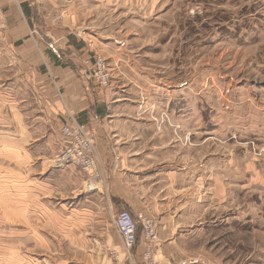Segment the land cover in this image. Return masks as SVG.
Wrapping results in <instances>:
<instances>
[{
  "label": "rangeland",
  "instance_id": "374dc122",
  "mask_svg": "<svg viewBox=\"0 0 264 264\" xmlns=\"http://www.w3.org/2000/svg\"><path fill=\"white\" fill-rule=\"evenodd\" d=\"M38 1V20L75 16L84 73L99 59L110 69L100 87L127 127L113 142L134 156L112 168L143 190L134 211L157 225V260L264 264V0ZM49 162L51 183L0 172V264H135L102 162L99 180Z\"/></svg>",
  "mask_w": 264,
  "mask_h": 264
},
{
  "label": "crops",
  "instance_id": "0c3cea01",
  "mask_svg": "<svg viewBox=\"0 0 264 264\" xmlns=\"http://www.w3.org/2000/svg\"><path fill=\"white\" fill-rule=\"evenodd\" d=\"M38 5V0H0V172L9 171L5 165L10 163L39 176L31 185L43 175L42 182L51 183L54 175L49 161L60 152L62 127L80 124L97 144L103 176L110 181L111 203L115 198L122 210L133 212L147 208L132 170L112 168L115 157L123 164L134 160V156L121 153L128 144L113 142L124 129L127 132L126 119L109 96L110 89L84 76L83 54L74 47L75 16L69 13L58 22L54 16L44 15L38 20L31 13L33 6L39 10ZM96 185L92 184V190L99 187ZM142 241L133 250L135 264H143ZM1 242L4 248L0 253H6L9 263L5 235ZM174 264L193 263L184 260Z\"/></svg>",
  "mask_w": 264,
  "mask_h": 264
},
{
  "label": "built area",
  "instance_id": "2783aa9c",
  "mask_svg": "<svg viewBox=\"0 0 264 264\" xmlns=\"http://www.w3.org/2000/svg\"><path fill=\"white\" fill-rule=\"evenodd\" d=\"M109 70L106 63L99 59L96 65L84 75L87 80L107 87L111 81ZM61 135L60 152L56 156L58 163L61 166L72 164L80 167L92 179L99 180L101 174L97 144L87 133L85 127L80 124H65L62 127ZM112 223L115 225L120 239L123 240L129 260H134L133 250L138 246L140 240H143L145 243V251L142 253L143 264H161L154 255L160 245V239L157 225L152 219L142 213L129 210L114 215Z\"/></svg>",
  "mask_w": 264,
  "mask_h": 264
},
{
  "label": "trees",
  "instance_id": "16d2710c",
  "mask_svg": "<svg viewBox=\"0 0 264 264\" xmlns=\"http://www.w3.org/2000/svg\"><path fill=\"white\" fill-rule=\"evenodd\" d=\"M122 212H124V211H122ZM121 213V212H120Z\"/></svg>",
  "mask_w": 264,
  "mask_h": 264
}]
</instances>
